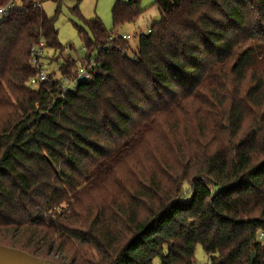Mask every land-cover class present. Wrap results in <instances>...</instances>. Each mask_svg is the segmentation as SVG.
Segmentation results:
<instances>
[{
    "label": "trees",
    "instance_id": "16d2710c",
    "mask_svg": "<svg viewBox=\"0 0 264 264\" xmlns=\"http://www.w3.org/2000/svg\"><path fill=\"white\" fill-rule=\"evenodd\" d=\"M20 1L0 23V244L59 264H192L198 244L210 264H264V0H153L134 50L117 29L143 9L117 0L111 29L82 19L97 72L62 96L77 61L58 8ZM40 37L60 64L30 85Z\"/></svg>",
    "mask_w": 264,
    "mask_h": 264
},
{
    "label": "rangeland",
    "instance_id": "374dc122",
    "mask_svg": "<svg viewBox=\"0 0 264 264\" xmlns=\"http://www.w3.org/2000/svg\"><path fill=\"white\" fill-rule=\"evenodd\" d=\"M116 1L117 0H60L58 3H56L53 0H38L41 7L48 15H53L56 8H58L55 17V26L58 31V40L63 47V53H68L76 61L83 59L85 56L82 38L78 31V27L83 26L82 19L99 17L105 28L108 30L111 29V10L113 4ZM139 5L143 9V12L139 15V17L134 22L126 23L117 29V34H128L131 36L129 43L133 50L136 47L139 34L145 33L148 30L149 25L152 22L158 20L160 17L159 10L157 6L153 4V0H139ZM74 8L78 9L77 13ZM45 53L48 56V59H50L49 57H51L52 54L56 55L58 51L55 53L53 49L46 48ZM130 53L131 51L129 54ZM59 64L60 60H57L54 63H49L46 60L45 69L47 72L56 71ZM179 119V123L183 121L181 120L183 118ZM164 126V124L163 126L159 125V128H163ZM99 194L100 193L98 192L94 194V196L98 197ZM103 195L104 193L101 194V197H103ZM88 196H92V194ZM89 201L90 199L88 202ZM77 210H79V208H77ZM29 240L31 242H43L44 240L48 241L47 239L43 240L38 238V236L35 234H33L31 237L29 236ZM49 254L55 259L61 258L63 262L66 260L65 253L63 251L56 250L53 244L49 248ZM153 264H161L160 258H155L153 260ZM192 264H210L209 257L199 244L195 247L194 261Z\"/></svg>",
    "mask_w": 264,
    "mask_h": 264
},
{
    "label": "built area",
    "instance_id": "2783aa9c",
    "mask_svg": "<svg viewBox=\"0 0 264 264\" xmlns=\"http://www.w3.org/2000/svg\"><path fill=\"white\" fill-rule=\"evenodd\" d=\"M21 5L20 0H11L5 5L0 6V23L5 20L8 16L10 10ZM121 39L129 42L131 36L128 34H121ZM113 47L112 42H108L102 45L100 48L111 49ZM100 48H97L98 50ZM94 50L97 52L98 50ZM45 42L42 37L39 38L38 42L34 44L30 49V64L36 69L34 76L30 77L29 84L36 85L39 83L46 82L48 80V72L45 69V64L43 62V56L45 52ZM83 50L85 47L83 46ZM97 72V64L95 57H89V59H81L77 61V70L75 75L69 80H62V89L60 95L62 96L69 89H74L78 86L81 81H90L92 76ZM264 238L263 233L258 234V239L262 240Z\"/></svg>",
    "mask_w": 264,
    "mask_h": 264
},
{
    "label": "water",
    "instance_id": "95a60500",
    "mask_svg": "<svg viewBox=\"0 0 264 264\" xmlns=\"http://www.w3.org/2000/svg\"><path fill=\"white\" fill-rule=\"evenodd\" d=\"M0 264H59V263L53 260L34 256L26 251H23L15 247L0 244Z\"/></svg>",
    "mask_w": 264,
    "mask_h": 264
}]
</instances>
